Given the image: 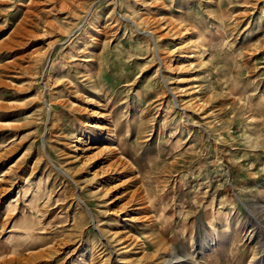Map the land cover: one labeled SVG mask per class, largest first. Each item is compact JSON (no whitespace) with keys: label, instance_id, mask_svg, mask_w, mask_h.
Masks as SVG:
<instances>
[{"label":"rangeland","instance_id":"rangeland-1","mask_svg":"<svg viewBox=\"0 0 264 264\" xmlns=\"http://www.w3.org/2000/svg\"><path fill=\"white\" fill-rule=\"evenodd\" d=\"M0 264H264V0H0Z\"/></svg>","mask_w":264,"mask_h":264}]
</instances>
